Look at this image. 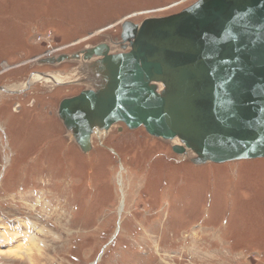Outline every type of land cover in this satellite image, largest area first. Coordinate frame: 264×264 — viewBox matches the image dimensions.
<instances>
[{"label": "rangeland", "instance_id": "374dc122", "mask_svg": "<svg viewBox=\"0 0 264 264\" xmlns=\"http://www.w3.org/2000/svg\"><path fill=\"white\" fill-rule=\"evenodd\" d=\"M194 1L0 0V250L29 243L0 264H264V159L195 166L123 124L83 153L55 115L89 83L41 59Z\"/></svg>", "mask_w": 264, "mask_h": 264}, {"label": "water", "instance_id": "95a60500", "mask_svg": "<svg viewBox=\"0 0 264 264\" xmlns=\"http://www.w3.org/2000/svg\"><path fill=\"white\" fill-rule=\"evenodd\" d=\"M102 42L41 59L91 61L100 82L63 98L58 119L83 153L112 125L143 128L193 165L264 158V0H196L121 23ZM161 85V86H160Z\"/></svg>", "mask_w": 264, "mask_h": 264}, {"label": "bare ground", "instance_id": "6f19581e", "mask_svg": "<svg viewBox=\"0 0 264 264\" xmlns=\"http://www.w3.org/2000/svg\"><path fill=\"white\" fill-rule=\"evenodd\" d=\"M122 21V20H121ZM121 23L122 22H120L119 23V28L118 29H120V26H121ZM89 47V46H88ZM111 48L112 49H114L113 51H110L109 53H111V52H117V51H119L120 50V48L119 47H115L114 45L112 46L111 45ZM93 60H95V58H92L91 59V61H82V59L80 58L79 60H69V61H65L64 63H56V64H54V66H57V65H61V64H72V63H74V64H78V66H77V68L74 70V71H72V72H70L69 73V76H67V74H66V76L65 77H71V78H73V79H75V80H79V81H82V80H86L88 83H89V85L87 84V86H86V88H94L97 84H99V82H100V79L96 76V75H94L93 74V72H92V70H90V68H89V65L91 64V62L93 61ZM73 65V64H72ZM38 73V72H37ZM40 75V74H39ZM44 77H47L48 79H53L54 81L53 82H55V84L56 85H61V84H63L64 82L63 81H56L53 77H50V76H48V75H46V76H43L42 78H44ZM59 78V77H58ZM63 78V77H62ZM61 79V78H60ZM161 86V85H160ZM30 90V89H29ZM59 100L56 102V108H55V115L57 116V108H58V104H59ZM58 117V116H57ZM60 123L62 124V122L60 121ZM118 124H120V123H118ZM63 126V125H62ZM113 127H118V125L116 126V124L115 125H112L111 127H110V129H112ZM109 129V130H110ZM125 133V132H124ZM70 134V133H69ZM126 137H127V135H126ZM151 137V136H150ZM152 138H154V137H152ZM158 140H160V141H162V143H168V144H179V141L177 140V139H175V140H173L172 142H168V141H164V140H162V139H158ZM99 141V140H98ZM167 146V145H166ZM92 149V148H91ZM117 150V149H116ZM91 151V150H90ZM117 154H119L118 153V150H117ZM259 159V158H258ZM260 159H264V158H260ZM259 159V160H260ZM249 160H252V159H249ZM240 161V160H239ZM226 163H228V162H226ZM206 164H209V163H206ZM195 166H197V165H195ZM199 166H202V165H199ZM9 236H12L13 237V239L11 238V237H6V235H4V244H5V246H4V249L3 250H0V254H4V255H6V256H8L9 258H12V259H14V260H16V259H23L24 258V253L22 254V249H25V246H27V245H29V243L27 242L26 243V245L24 246V244L22 245L21 244V239H17V236H16V234L14 233V232H10V234H8ZM20 238V237H19ZM31 239V238H30ZM31 243V242H30ZM36 244H38V242H36ZM35 244V245H36ZM35 245H34V247H35ZM43 246V245H42ZM1 248V247H0ZM38 250H40V251H42V249L41 248H39ZM38 250H37V252H38ZM26 251H28V250H26ZM38 254V253H37ZM28 257H29V255H28Z\"/></svg>", "mask_w": 264, "mask_h": 264}, {"label": "trees", "instance_id": "16d2710c", "mask_svg": "<svg viewBox=\"0 0 264 264\" xmlns=\"http://www.w3.org/2000/svg\"><path fill=\"white\" fill-rule=\"evenodd\" d=\"M260 159V158H259Z\"/></svg>", "mask_w": 264, "mask_h": 264}]
</instances>
